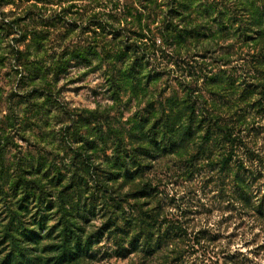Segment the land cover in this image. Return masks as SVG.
Returning a JSON list of instances; mask_svg holds the SVG:
<instances>
[{"label":"rangeland","instance_id":"obj_1","mask_svg":"<svg viewBox=\"0 0 264 264\" xmlns=\"http://www.w3.org/2000/svg\"><path fill=\"white\" fill-rule=\"evenodd\" d=\"M67 228L69 264H264V0H0V264Z\"/></svg>","mask_w":264,"mask_h":264},{"label":"trees","instance_id":"obj_2","mask_svg":"<svg viewBox=\"0 0 264 264\" xmlns=\"http://www.w3.org/2000/svg\"><path fill=\"white\" fill-rule=\"evenodd\" d=\"M194 113V112H193ZM192 114V112L190 113ZM206 118H202L201 121L205 122ZM193 117H191V122H193ZM209 128H207V133H206V138H210V134H212L213 132V127L212 125H208ZM189 129L191 130V127L189 126ZM221 131L224 135V137L227 139V141L233 145V141H235V138L232 136V133L230 132V129L228 126H221ZM233 155L232 153H230L226 158H224L222 160V166L223 167H228L230 162L233 160ZM240 168V166H239ZM112 227V229H111ZM110 229L109 232L110 234H113L115 232H123L121 225L118 222H114L112 223V225L109 226H105L104 229ZM68 228L65 230V234L63 236L62 239V243L60 245H56V247H54V250H58L59 251V256H58V261L57 264H69V263H73L76 262L77 260L81 259L82 257H84V255H88L89 251L91 250L92 244L94 243V240L92 238H86V240L83 239V237L75 232L72 231V233H68ZM71 231V230H70ZM125 232V231H124ZM117 233L115 235L116 239L118 238V234ZM144 238V244L148 245V250H155L153 248L152 242L148 241L149 236L144 235L142 236ZM124 238V237H123ZM123 240V239H122ZM141 239H133L131 241V245L133 248H140V243ZM119 244V248L117 249L115 252L119 255H123L125 256L128 252L129 249H126L121 243V239L120 241H117ZM135 250V249H134ZM17 259V256H15V254H10L7 257L6 263L7 264H14V260Z\"/></svg>","mask_w":264,"mask_h":264}]
</instances>
